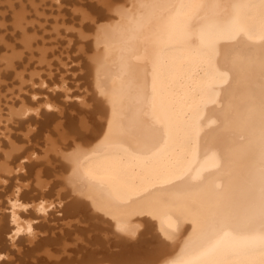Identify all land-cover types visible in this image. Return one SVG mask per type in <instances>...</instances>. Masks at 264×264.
<instances>
[{"label": "bare ground", "instance_id": "1", "mask_svg": "<svg viewBox=\"0 0 264 264\" xmlns=\"http://www.w3.org/2000/svg\"><path fill=\"white\" fill-rule=\"evenodd\" d=\"M95 1H77L67 42L96 100L85 118L69 111L79 100L62 73L61 91L40 96L29 71L34 86L0 102V264H264V0ZM15 46L5 58L17 70ZM191 202L209 217L184 214ZM146 220L160 235L152 250L66 248L83 222L133 238Z\"/></svg>", "mask_w": 264, "mask_h": 264}, {"label": "rangeland", "instance_id": "2", "mask_svg": "<svg viewBox=\"0 0 264 264\" xmlns=\"http://www.w3.org/2000/svg\"><path fill=\"white\" fill-rule=\"evenodd\" d=\"M23 2H21V1H18V0H10V2L8 1V0H0V56H1V58H0V80L2 81V82H0V102H1V104H2V108L1 109H3V107L4 106H7V104H6V100L8 99H10V100H12V99H17V98H19L20 97V95L22 94V93H26V90L27 89H29V86H26V84L28 85H31L32 83H33V79L31 80L30 78H28V77H30V74L28 73L29 71L30 72H34V82H35V85L36 86H34V83L32 84L35 88H36V90L38 91V92H40L39 93V95L40 96H44L45 97V95L46 94H49L50 95V93H47V92H50V91H54V90H50V89H56V90H59V91H61L60 90V84H62V74L63 75H68V83H69V85H70V90L69 91H71V93H74V95L73 96H71L70 98H71V101L73 102V101H75V100H79L78 102H75V103H71L70 105H69V107H71V109L69 110L70 112H73V113H76V115H78V117L79 118H85V114H86V110L83 108V104H84V106H85V104H87L88 103V105H90V103H91V105H93L94 103H95V101L96 100H94L95 98H91V96H89L88 95V97H87V94H89V92L91 91V90H89L88 89V87H85V86H81V83L82 82H84L85 80H83V79H80V80H76V77H77V74H79V71H80V69H78V68H75V67H73V66H77V65H75L77 62H78V60H75V59H73V58H71V62H70V57H69V55L71 54V55H75L76 54V52H77V50L75 51V50H73V49H71V48H69V46H71V45H69L67 42H68V39H69V37L72 35V33H73V31H75L74 29L77 27V28H79L78 26H79V19L78 18H76L74 21L72 20V19H74V15L72 14V12L71 11H74L75 10V8H79L80 6H82L81 5V3H79V2H77V1H75V3L74 2H69V1H66V0H63V3H62V0H49V2H48V0L45 2L44 0H22ZM93 1H95V0H93ZM9 2V3H8ZM12 2V3H11ZM28 3V4H26V5H24L25 3ZM31 4H30V3ZM35 2H36V5L33 7L32 6V4L34 5L35 4ZM39 2H40V4H42V5H44L45 6V8H47V9H45V11H43L44 10V6H42V5H39L38 6V4H39ZM45 2V3H44ZM65 2H69V3H71V5L69 4V6L67 7V5H68V3H65ZM81 2V1H80ZM96 2V1H95ZM23 3V4H22ZM65 3V4H64ZM97 3V2H96ZM11 4L13 5H15L14 6V8H13V6H11ZM63 4V5H62ZM26 6V7H25ZM62 6H66L65 8L63 7V9H61L62 8ZM71 6V8H69ZM25 7V8H24ZM35 7H37V10L35 11ZM41 7L43 8V9H41ZM71 9L70 11L68 10V9ZM87 9L89 8V7H86ZM25 9V10H24ZM28 9H29V11H28ZM32 9V10H31ZM16 10V11H15ZM22 10V11H21ZM27 10V11H26ZM39 10V11H38ZM8 11V12H7ZM15 11V12H14ZM25 11V12H24ZM33 11V12H32ZM5 12V13H4ZM8 14H7V13ZM16 12H21V13H23V15H24V13H26L25 14V17H24V26H26L27 28H28V32H29V35H31L33 38H35V41H34V39H32V41L35 43V45L33 46L34 48V55L33 56H31L30 54H29V52H30V49H26V47H24L23 46V42H22V30H21V28L22 27H20L19 26V29H17L16 27H18V26H16L15 25V13ZM30 13V14H28V13ZM31 12H32V14H31ZM38 12H40V13H38ZM79 13H80V11H78ZM28 14V15H27ZM40 14H43V15H41V17H40V19H39V16H40ZM30 15H31V17H30ZM49 17H47V16ZM64 15V16H63ZM73 15V16H72ZM38 16V17H37ZM50 16H52V17H55L54 19L52 18V17H50ZM47 19H46V18ZM59 17V18H58ZM62 17H64V18H62ZM67 19H66V18ZM33 18V19H32ZM36 18V19H35ZM44 18H45V21H44ZM32 21H31V20ZM60 19V20H59ZM62 19V20H61ZM28 20H30V22H32V23H34V21H37V22H35V24H33V26H32V23H30V22H27ZM40 20V21H39ZM50 20V21H49ZM59 20V21H58ZM78 20V21H77ZM42 21V22H41ZM69 21V22H68ZM76 21V22H75ZM6 22H7V24H6ZM26 22H27V24H26ZM42 23V24H40L39 25V23ZM65 22V23H64ZM8 23H9V25H8ZM10 23L12 24L11 26H10ZM43 23H45V24H43ZM65 24V27L67 26V25H69L68 27H71V25L73 26V30L72 29H68L67 31L69 32H67L66 31V29L68 28V27H66V29H64L65 27H63L64 26V24ZM28 24H30V25H28ZM62 24H63V26H62ZM58 25H59V29H56V27H58ZM77 25V26H76ZM9 26V27H8ZM35 26V27H34ZM48 27V29H47V27ZM34 27V28H33ZM8 30H7V29ZM63 28V29H62ZM72 28V27H71ZM11 29V30H10ZM32 29V30H31ZM47 29V30H46ZM4 30V31H3ZM56 30V31H55ZM72 30V31H71ZM77 30V29H76ZM6 31L8 32V33H6ZM12 33H11V32ZM36 31V32H35ZM45 31V32H44ZM49 31H51V32H49ZM63 31L65 32V33H63ZM43 32V33H42ZM50 34H49V33ZM72 32V33H71ZM4 33V34H3ZM10 33L13 35V33H14V36H12V35H10ZM36 33V34H35ZM46 34V35H44V36H42V34ZM57 33H60V35L62 36V37H60V35L59 34H57ZM68 33V34H67ZM49 34V35H48ZM38 35V36H37ZM13 38H12V37ZM21 36V37H20ZM40 36V37H39ZM51 36V37H50ZM59 38H58V37ZM3 37V38H2ZM43 37H44V39H43ZM50 37V38H49ZM55 37H57V40H56V38ZM64 37V38H63ZM11 38V40H9ZM39 38H40V40H39ZM63 38V39H62ZM51 39V40H50ZM66 40L65 42H64V44H62V42L61 41H63V40ZM47 40V42H42V41H46ZM48 40L49 41H52V40H54L52 43H50V42H48ZM56 40V41H55ZM16 41V42H15ZM59 42V43H58ZM46 43V44H45ZM4 44L6 45V46H4ZM10 44V45H9ZM58 44V45H57ZM59 44H61V45H59ZM16 45V46H15ZM19 45V46H18ZM40 45H46L45 47H47V49H49L48 50V52L50 51V50H53L52 52L50 51V56H49V59H47V60H49V61H46V59H45V62H43V59H41L40 60ZM52 45L53 46H55V48L54 47H52ZM57 45V46H56ZM78 46L79 45H82L81 43L80 44H77ZM12 46H15V47H17V49H18V53L20 54V56H16L15 57V59H17V60H19V61H22V62H24V64H22V65H20L18 68H17V70H15L14 68V66H12V65H7V63H6V58L5 57H7V56H11L12 54H13V47ZM62 46H64V47H62ZM49 47V48H48ZM81 47V46H80ZM35 48L37 49V50H35ZM53 48V49H52ZM57 48H59V49H57ZM65 48V49H64ZM75 48V47H74ZM24 49H26L25 50V53L24 52H22V50H24ZM68 49L69 50H71L70 51V53H69V51H68ZM60 50V51H59ZM62 52V53H61ZM66 53V54H65ZM69 53V54H68ZM3 54H4V56H3ZM37 54V55H36ZM39 54V55H38ZM53 54V55H52ZM68 54V55H67ZM28 55V56H27ZM55 55V56H54ZM57 56V57H56ZM59 56V57H58ZM65 56V57H64ZM20 57H23V58H20ZM31 57V58H30ZM32 57H36L35 59L34 58H32ZM69 57V58H68ZM2 58H5V59H2ZM51 58V59H50ZM52 58H54V59H52ZM2 59V60H1ZM22 59H24V60H22ZM32 59H33V61H32ZM59 59L61 60V61H63V65L65 66V63L67 64V63H69L68 65L70 66V67H73V69H71L68 65V67H69V69H68V67L66 66V68L63 66V65H61L62 64V62L60 63L59 62ZM73 59V60H72ZM4 60V61H3ZM39 60V61H38ZM53 60V61H52ZM69 60V61H68ZM33 62V64H30L29 62ZM64 61H66V62H64ZM75 62L74 63V65H73V62ZM38 63H42L41 64V66L40 65H38ZM45 63V64H44ZM44 64V65H43ZM60 64V65H59ZM71 64V65H70ZM78 64V63H77ZM24 65H26V66H24ZM47 65V66H46ZM11 66V68H13L12 70H11V68H9ZM49 66H51L52 68H48ZM1 67L3 68L2 70H4V71H2L1 70ZM25 67H27V68H25ZM54 67V68H53ZM46 68H48V69H46ZM57 68V69H56ZM26 69H28V70H26ZM30 69V70H29ZM65 69L67 70V71H65ZM20 70H21V73H20ZM44 70L46 71V72H44ZM59 70V71H58ZM7 71H12L14 74H11V76H10V79H8L9 77H5V76H1L2 74H5ZM15 71H17V73L15 72ZM26 71V72H25ZM22 72H23V74H22ZM43 74H42V73ZM50 72V73H49ZM51 72H52V74H51ZM40 73H41V77H40ZM47 73V74H46ZM60 73H62V74H60ZM65 73V74H64ZM74 73V74H73ZM49 74H51L52 76H53V74H54V76L53 77H51V75H49ZM75 74H76V77H75V79H74V76H75ZM45 75V76H44ZM12 77V78H11ZM16 77H18V79L16 78ZM48 77H49V79H48ZM60 77V78H59ZM4 78V79H3ZM51 78H52V80H51ZM12 79V80H11ZM15 81H14V80ZM23 79H25V82H23ZM28 79V80H27ZM31 80V83L29 82L30 80ZM41 79H48V81H47V83H45V87H42V88H46V89H48V90H44V89H42L41 88V83H39V82H42L41 81ZM61 79V80H60ZM51 80V81H50ZM11 81V82H10ZM76 81V82H75ZM15 82V83H14ZM52 82H54L53 83V85H52ZM57 84H59V87L56 85V83ZM14 84V86H13V84ZM43 83V82H42ZM49 83V84H48ZM78 83H79V85H78ZM40 84V85H39ZM47 84H48V86H47ZM77 84V85H76ZM107 85L105 82H104V80L103 81H100V83L98 84V86L101 88V91H104V88H103V86L105 87V85ZM14 87L13 89H14V92H11L12 90V87ZM52 85V86H51ZM74 85V86H73ZM42 86H44V85H42ZM28 87V88H27ZM34 87H30V89L31 90H28L29 92L30 91H32L33 90V88ZM38 87V88H37ZM49 87V88H48ZM50 87H52V88H50ZM7 88V89H6ZM11 88V89H10ZM17 88V89H16ZM34 88V89H35ZM58 88V89H57ZM11 90L10 92H8L9 90ZM63 89V88H62ZM80 89V90H79ZM16 90V91H15ZM50 90V91H49ZM87 90H89V91H87ZM115 90L116 91H119L120 90V88L119 87H116L115 88ZM9 93H11V95L9 94ZM16 94L15 96H14V94ZM31 93V92H30ZM91 93H92V91H91ZM16 96H17V98H16ZM84 96H86L87 98L86 99H84L85 97ZM63 97V96H62ZM61 97V98H62ZM83 97V98H82ZM62 99H64V98H62ZM84 99V100H83ZM82 100H83V102H82ZM87 101L86 103H84V101ZM89 101V102H88ZM93 101V102H92ZM93 103V104H92ZM87 105V106H88ZM21 105H18V107H20ZM0 107H1V105H0ZM8 111V110H7ZM4 118H5V116H4ZM86 121V120H85ZM2 124H5V122H3ZM191 199H194V198H192V196H188V197H184V200H191ZM194 201H196L195 199H194ZM188 204H190V207H189V210L188 211H186V212H184V214H187V213H189V214H193L194 212H195V215H196V217H194V219L196 220V222L197 221H204V220H206L208 217H209V210L207 211V208H203V207H201V208H199L197 211H196V209L195 208H197L198 207V205H199V203L198 202H191V203H188ZM192 205H193V207H192ZM203 208V209H202ZM200 209H202L201 211H199ZM200 222H197L198 224L200 223ZM146 224V225H145ZM81 226L79 227L78 226V228H76V229H74L75 231V233L77 234V236L76 235H72V236H70V241L68 242V246L66 247V248H68V247H70V246H75L76 244H78V242H84V243H86V244H89V246H92V244H97V245H99V248H103V249H108L110 252H112V254H114V253H117V252H124L123 250H125V251H130L132 248H133V246L134 245H140V246H142V247H144L145 249H149V250H152V249H154V248H156V247H159V245H158V237H157V235H159V232L156 230V228H155V226H154V223L152 222V221H147L146 220V222L144 223V225L142 226V227H144L143 229H142V231L143 232H141L138 236H135V237H131V238H128V237H126L125 235H122L120 232H118L117 230H115V229H113L112 227H110V226H108L106 223H100L99 224V226L98 225H96V223L95 224H93V223H89V224H85V222H83V223H81L80 224ZM145 232V233H144ZM143 233V234H142ZM151 234V235H150ZM26 234H24L23 236H25ZM150 235V236H149ZM152 236V237H151ZM160 236V235H159ZM150 237V238H149ZM132 240V241H131ZM137 240V241H136ZM149 240V241H148ZM131 241V242H130ZM153 243V244H152ZM125 246V247H124ZM129 246H130V248H129ZM132 246V247H131ZM111 247H112V249H111ZM119 248H121V249H119ZM128 248V250H126ZM114 249V250H113ZM105 251V250H104ZM64 252H63V250H62V254H63ZM66 254H70L69 252H67Z\"/></svg>", "mask_w": 264, "mask_h": 264}]
</instances>
